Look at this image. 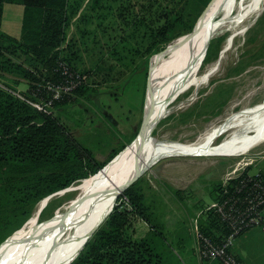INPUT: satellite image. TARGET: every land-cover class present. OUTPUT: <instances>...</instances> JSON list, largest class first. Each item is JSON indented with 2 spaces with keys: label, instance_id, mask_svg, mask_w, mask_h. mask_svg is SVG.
<instances>
[{
  "label": "rangeland",
  "instance_id": "rangeland-1",
  "mask_svg": "<svg viewBox=\"0 0 264 264\" xmlns=\"http://www.w3.org/2000/svg\"><path fill=\"white\" fill-rule=\"evenodd\" d=\"M208 5H194L192 0H110L98 14L78 16L67 29L63 54L70 57L78 74L88 72L92 77H86L85 89L64 107L51 111L44 102H32L26 95L27 83L18 77H0V87L33 107L38 105L36 109H46L60 117L63 129L93 154L101 170L137 139L143 129L152 72L170 59L184 36L194 32ZM168 11L183 12L187 28L192 29L157 50L161 40L156 39L154 44L151 35ZM212 24L213 33L198 52L199 45L191 52L177 95L158 112L163 114L152 125L154 138L194 143L208 129L232 115L264 103V0H235L234 3L223 0L214 8ZM245 26L249 28L243 32ZM236 32L243 33L229 42ZM227 44L230 49L223 57ZM217 62L220 63L216 74L208 85L201 86L198 78ZM135 73L140 75L134 78ZM81 171L90 174V178L95 169L85 163ZM246 175L264 180V143L242 156L169 157L151 166L137 185L166 227L169 245L163 250V264H197L195 228L202 233L200 221L209 213L207 208L219 198L225 182L228 181L230 190L235 180ZM88 178L51 194L53 197L40 213L35 229L58 216L66 217L78 196V191L71 189ZM44 200L34 207L21 228L33 218ZM118 206L131 210L123 194L114 209ZM137 227L142 236L148 232L142 222H137ZM21 228L1 242L0 246L5 243L0 255ZM257 230L245 233L235 242L239 244L236 253L240 258L241 250L247 251L246 257L241 258L244 264H264V232ZM58 239L47 238L42 248L52 249Z\"/></svg>",
  "mask_w": 264,
  "mask_h": 264
},
{
  "label": "trees",
  "instance_id": "trees-1",
  "mask_svg": "<svg viewBox=\"0 0 264 264\" xmlns=\"http://www.w3.org/2000/svg\"><path fill=\"white\" fill-rule=\"evenodd\" d=\"M109 1L0 0V77L24 79L29 87L27 97L36 104L52 101L51 111L70 104L87 84L84 81L70 93L53 98V89L78 83V76L82 75L77 73L70 57L63 54L67 29L78 16L98 14ZM192 1L194 5L207 6L211 0ZM6 4L24 7L19 38L2 30ZM185 17L183 12L172 11L163 15L162 24L151 35L154 44L156 39L161 40L157 50L192 29L187 28ZM85 73L92 77V73ZM139 75L135 73L132 77ZM48 112L36 109L0 87V244L21 228L39 202L88 178L90 174L81 171L85 163L94 166L93 175L104 168L99 170L101 167L93 154L63 129L60 117ZM247 177L231 181L230 191ZM137 183L123 194L131 210L116 207L71 264H163V250L169 245L166 227ZM223 196L221 187L217 201ZM137 222L147 226L145 235L139 232ZM200 222L202 233L216 243H221L231 232L230 225L214 211ZM232 253L243 264L234 249ZM205 264L222 263L207 261Z\"/></svg>",
  "mask_w": 264,
  "mask_h": 264
},
{
  "label": "bare ground",
  "instance_id": "bare-ground-1",
  "mask_svg": "<svg viewBox=\"0 0 264 264\" xmlns=\"http://www.w3.org/2000/svg\"><path fill=\"white\" fill-rule=\"evenodd\" d=\"M222 1L213 0L197 22L194 32L184 36L170 59L152 72L145 112L148 122L143 125L137 139L100 173L71 189L77 190L78 196L72 202L73 210L66 217L58 216L47 225L35 229L40 209L46 203L44 200L33 218L15 234L8 248L1 253L0 264H69L107 212L115 206L126 186L162 159L179 156H242L264 143V103L232 115L223 123L208 129L194 143L181 144L154 138L151 134L153 123L163 114L158 112L178 93L192 50L199 45L198 52L213 33L214 8ZM247 28L249 26L243 27V32ZM243 32L233 34L229 42ZM229 49L230 44H227L222 52L223 57ZM219 63L198 78L201 86L209 84L219 69ZM227 134L223 141L217 142ZM56 237H59L56 245L45 251L42 245L46 239L54 240Z\"/></svg>",
  "mask_w": 264,
  "mask_h": 264
},
{
  "label": "built area",
  "instance_id": "built-area-1",
  "mask_svg": "<svg viewBox=\"0 0 264 264\" xmlns=\"http://www.w3.org/2000/svg\"><path fill=\"white\" fill-rule=\"evenodd\" d=\"M86 77V75H80L78 83L73 82L68 87L53 89V98L58 99L61 93H70L77 84L84 82ZM51 103L52 101L47 105L49 106ZM34 106L38 108V105ZM227 182L224 185L223 199L209 206L206 212L214 211L219 214L222 220L230 225L231 232L221 243H216L200 233L197 227L195 228L197 257L201 264H205L207 261L242 264L232 253L237 238L245 230L261 229L264 232V180L259 176H248L242 179L232 191L229 190ZM196 221L198 223V220Z\"/></svg>",
  "mask_w": 264,
  "mask_h": 264
},
{
  "label": "crops",
  "instance_id": "crops-1",
  "mask_svg": "<svg viewBox=\"0 0 264 264\" xmlns=\"http://www.w3.org/2000/svg\"><path fill=\"white\" fill-rule=\"evenodd\" d=\"M23 14H24V7L21 5H12V4H6L4 7V15H3V21H2V30L14 37V38H19L20 37V33H21V26H22V19H23ZM18 23V24H17ZM261 230V229H260ZM259 230L255 229L250 232L256 233ZM262 231V230H261ZM237 247H239V244H235L234 246V251L235 254L237 255ZM194 250L196 251V247H194ZM192 254H193V250L191 249ZM195 254V253H194ZM247 254V251L245 250H241V258H245ZM239 258V254L237 255ZM196 257V262L197 264H201V262L199 261L197 255L195 254ZM243 262V261H242ZM244 264V262H243Z\"/></svg>",
  "mask_w": 264,
  "mask_h": 264
},
{
  "label": "water",
  "instance_id": "water-1",
  "mask_svg": "<svg viewBox=\"0 0 264 264\" xmlns=\"http://www.w3.org/2000/svg\"><path fill=\"white\" fill-rule=\"evenodd\" d=\"M213 2V0L209 3L208 7L206 8V10L210 7V4ZM206 10L204 12H206ZM204 14V13H203ZM148 84H149V78H148ZM145 105H146V101H145ZM146 108V106H145ZM144 108V109H145ZM147 118L146 116L144 117V121H143V125H145L147 123ZM144 173V172H143ZM141 173L139 176H137L132 182H130L126 188L124 189L123 193L124 194L128 189H130L144 174ZM121 194V195H122ZM53 196H49L45 199L46 203L42 206V208L40 209V213L45 209V207L47 206L49 200L52 198ZM114 207L111 209V211L106 215V217L100 222V224L94 229V231L91 233V235L89 236V238L86 240V242L84 243V245L82 246V248L79 250L78 254L74 257V259L69 263L71 264L76 257L79 255V253L83 250V248L85 247V245L87 244V242L92 238V236L95 234V232L99 229V227L105 222V220L107 219V217L112 213Z\"/></svg>",
  "mask_w": 264,
  "mask_h": 264
}]
</instances>
